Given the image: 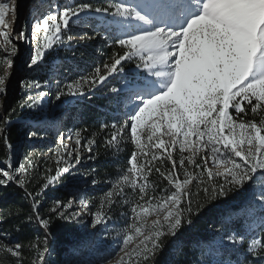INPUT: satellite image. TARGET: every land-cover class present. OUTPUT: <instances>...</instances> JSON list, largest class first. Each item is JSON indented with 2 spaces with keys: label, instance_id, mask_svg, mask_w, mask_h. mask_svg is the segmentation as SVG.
I'll list each match as a JSON object with an SVG mask.
<instances>
[{
  "label": "snow or ice",
  "instance_id": "6c2138e0",
  "mask_svg": "<svg viewBox=\"0 0 264 264\" xmlns=\"http://www.w3.org/2000/svg\"><path fill=\"white\" fill-rule=\"evenodd\" d=\"M7 10L9 3H0V47L7 53L0 58V94L6 93L11 56L17 52L13 36L26 38L24 31L15 34L5 22ZM33 21L29 68L39 69L47 53L71 42L73 22L93 29L91 36L83 31L80 41L102 34L110 41L108 58L88 75L64 85L58 99L96 90L113 74L124 73L126 63L138 71L124 89H109L127 93L125 118L102 123L86 141L84 129L72 133L69 142L61 134L54 152L45 154L52 166L46 165L34 191L28 185L37 180L39 169L32 154L19 166L9 156L7 168L0 167V186L15 182L31 201L27 223L48 229L50 221L39 211L41 195L80 163L82 152H95L90 159L99 156L97 136L102 132L107 133L105 150L114 155L131 145L126 162L90 212L97 225L111 218L113 208H127L121 213L128 217L125 226L116 232L119 252L109 264H155L166 243L178 240L181 230L209 210V204L258 178L264 182V0L73 2L43 12L34 9ZM21 85L42 87L35 80ZM44 95L42 91L30 95L20 106L35 107ZM10 122V114L0 117V142L9 152ZM257 199L264 210V191ZM81 206L90 211L93 204L81 201ZM72 207L73 201L56 200L49 212L69 219L76 215L69 213ZM250 228L251 236L230 231L223 239L245 249L247 256L240 264H264V217ZM47 244V235L27 243L0 239V264H24L25 259L29 264H45ZM25 249L30 257H25Z\"/></svg>",
  "mask_w": 264,
  "mask_h": 264
},
{
  "label": "rangeland",
  "instance_id": "374dc122",
  "mask_svg": "<svg viewBox=\"0 0 264 264\" xmlns=\"http://www.w3.org/2000/svg\"><path fill=\"white\" fill-rule=\"evenodd\" d=\"M2 2L9 3L5 22L13 29L15 34L20 31H24L26 34V38L22 40H17L13 36L12 42L16 45L17 52L11 56L13 65L10 69L11 75L6 81V93L0 94V117L6 114L11 115V122L7 125V131L11 125H19L17 131L19 142L11 143L12 149L10 152L6 149L8 152L6 159L10 156L13 165L19 166L25 156L32 154L38 168L44 172L46 165L52 166L45 154L51 155L54 152L61 134H63L65 142H69L67 138L74 133L72 126L69 125L72 119V115H68L70 108L76 105L78 101L103 90L104 92L100 95L108 98L109 105L107 110L115 116L113 122L122 121L125 118V112L128 110L127 93L123 91L118 94L111 93L109 89L112 87L124 89L125 82L131 79L138 70L134 64L126 63L124 65V73L113 74L103 86H98L96 90L85 95L65 94L58 99L56 94L64 85L89 74L83 72L82 68L90 66L89 58L95 52L91 48L93 41L104 38V35L97 36L92 40L80 41L79 36L83 31H87L91 36L93 35V29L86 23L76 24L73 22L69 33L72 36L71 42L66 41L47 53L45 63L39 69L29 68L27 65L30 63L29 55L33 48L31 41V24L34 22L33 10L38 8L39 11L43 12L52 6H63L66 3H73L74 0H0V3ZM14 13L15 22L13 23ZM2 27L0 25V28ZM2 40L3 38L0 37V43H2ZM75 45L80 47L84 45L87 50V56L76 54ZM5 55L7 53L0 47V58ZM35 73H38V75L34 80L40 81L42 87L39 89L33 88L37 91V95L41 91L45 95L40 99L37 106L30 107L28 104H24L21 107L20 104L26 100V97L20 98V94L25 89V87H22L21 81H26L30 78L29 76ZM10 78L13 79L12 83L14 84L11 83ZM28 81L33 80L28 79ZM45 81H47L46 84L44 83ZM16 96H19L20 100L17 107L14 108L12 104ZM12 109L16 111H12ZM14 113L18 114L13 116ZM65 119H67L66 123L68 124L66 126L62 124ZM43 124L48 127L47 130L50 133L43 129L38 130ZM32 127H35V129L33 130ZM89 157L90 154L87 151L82 152L80 163L72 167L68 173L63 174L58 182L48 188L51 190L54 187H61L69 190L68 200L65 203L73 201V207L68 211L69 213L76 212L78 218L79 236L72 238L74 245L63 256L61 264H109V261H114L116 254L119 252V239L116 237V232L125 226L128 219V217L121 214L120 219H114L110 213L111 218L105 223L93 224L90 212L95 211L98 197L103 192L96 196L94 200L86 196L87 191L91 188H97L101 184L99 179H96V184L92 183L93 177H91L92 174L89 169L91 159ZM5 161L4 166L7 168ZM107 186H110L108 182ZM262 191H264V182L259 178L236 191L240 201L237 202L239 204L238 209L229 217H225V222L228 226H224L218 231L213 240L203 246L202 250L199 247L189 251L188 257L193 260L192 264H214V262L225 264L227 261L233 262L232 258L239 254L240 246L230 245L223 237L230 231L246 233L251 236L253 229L250 228V225L264 217V210H262L257 199ZM71 195L73 197H69ZM81 201L92 202L93 207L90 211L83 209ZM234 217H237L238 220L232 222ZM237 226L242 229L239 231Z\"/></svg>",
  "mask_w": 264,
  "mask_h": 264
},
{
  "label": "trees",
  "instance_id": "16d2710c",
  "mask_svg": "<svg viewBox=\"0 0 264 264\" xmlns=\"http://www.w3.org/2000/svg\"><path fill=\"white\" fill-rule=\"evenodd\" d=\"M74 2H89L97 5L102 4L104 1L74 0ZM91 48L95 52L94 55L92 54V57L89 58L90 66L82 68L84 70L82 71L86 73H90L97 64L106 60L112 51L109 40L105 38H99L93 41ZM75 53L81 56H87V50L84 45L81 47L75 45ZM37 75L38 73H35L29 76L30 78L28 79L34 80ZM28 79L26 81H28ZM10 81L12 83L13 79L10 78ZM103 92V90L99 91L98 93L88 96L86 99L78 101L76 105L70 108V112H68L69 116L72 115L69 125L72 126L74 132L77 129H84L82 136L85 141L91 137L93 132L98 131L102 123L111 124L115 119V116L107 110V106L109 105L108 98L104 95H100ZM30 95L37 96V91L34 88H25L20 94V98H27ZM20 98L19 96L14 98L12 104L14 108L17 107ZM17 114L14 113L13 116ZM66 120L67 119L62 122L65 126L68 125ZM18 129L19 125L17 124L11 125L8 129L7 135L10 143L19 142V138L17 137ZM32 129L34 130L35 127H32ZM41 129L48 131V127L45 126V124L38 128V130ZM48 133L50 132L48 131ZM106 134V132H102L97 136L99 156L95 159H91L89 162V169L92 174L91 177H93V179H99L101 183L97 188H91L86 192V196L90 197L92 200L104 192L106 187H108L107 182L116 175L119 166L126 162L131 150V145L127 144L122 146L123 150L118 155H114L111 150L106 151L103 145ZM89 154L92 156L95 155V152ZM7 155L8 152L5 146L0 142V167H5L4 161ZM42 174L43 171L39 169L37 180L28 185L29 191L35 190L37 181L42 178ZM68 194L69 190L61 187H54L51 190H45L41 195V206L39 211L42 216L50 221L48 229L45 230L34 221L31 224L25 221L26 215L31 211V201L26 197L22 188L16 185L15 182H10L6 186H0V217H4L3 220H0V239L11 244L18 242L27 243L38 236L43 239V237L47 235L48 251L44 256L45 264H61L63 256L74 245L72 238H77L79 236L78 218L75 212L76 215H71L69 219H60L52 215L49 210L56 200L66 202L68 200ZM69 197L73 196L71 195ZM239 201L240 198L236 194V191H233L229 193L227 197L209 204L207 206L209 210L204 211L199 218H194V223L191 226L186 225L181 230L178 240L166 243L163 251L157 256L155 264H192L193 260L188 257L189 251L199 247V249L202 250L203 246L213 240L218 231L224 226L227 227L228 224L225 222V217H229L238 209L239 204H237V202ZM124 211H127L126 207L120 208L117 206L113 208L111 214L114 219H120V214ZM236 220H238L237 217L232 218V222ZM237 227L239 231L242 229L239 226ZM18 228L19 230H17ZM238 253L237 256L232 258L234 264H240V261L247 256L244 248L240 247ZM24 255L25 257H30L32 253L25 249ZM7 259L11 260L12 258L9 257ZM24 264H29L28 259H25Z\"/></svg>",
  "mask_w": 264,
  "mask_h": 264
}]
</instances>
